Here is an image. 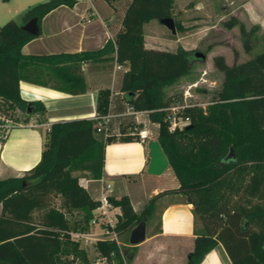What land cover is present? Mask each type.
Returning <instances> with one entry per match:
<instances>
[{
	"label": "trees",
	"instance_id": "trees-1",
	"mask_svg": "<svg viewBox=\"0 0 264 264\" xmlns=\"http://www.w3.org/2000/svg\"><path fill=\"white\" fill-rule=\"evenodd\" d=\"M75 3L46 0L29 7L20 24L8 21L0 26V98L25 113L28 102L20 97V81L75 96L86 90L82 63L114 59L126 64L122 99L132 111L146 112L149 121L158 125L157 142L178 181L176 189L151 198L138 215L126 196H109V202L120 210L115 230L124 249L121 253L114 242L98 241V256L113 264H127L123 244L130 231L154 216L157 200L179 195L192 205L200 223L186 264H200L218 243L231 264H264V35L262 52L249 60L227 65L222 56L212 58L223 80L216 96L201 107L184 103L178 93H165L189 75L196 61L193 53L144 45V25L171 18L173 0H131L114 40L101 49L38 56L21 53L36 37L22 29L25 23L36 18L40 28L48 13ZM173 21L176 32H181L180 23ZM222 26L237 27L243 50H251L255 28L247 29L233 16ZM107 96V91L102 92L98 100L101 113L106 111ZM31 105L33 112L44 110L40 103ZM174 107L178 109L172 111ZM173 118L187 124L170 130ZM111 140L99 139L89 119L50 124L39 162L21 177L0 180V264H91L69 234L89 229L99 201L91 198L79 180L102 176L104 150ZM230 150L233 158L226 159Z\"/></svg>",
	"mask_w": 264,
	"mask_h": 264
},
{
	"label": "crops",
	"instance_id": "crops-1",
	"mask_svg": "<svg viewBox=\"0 0 264 264\" xmlns=\"http://www.w3.org/2000/svg\"><path fill=\"white\" fill-rule=\"evenodd\" d=\"M79 1L76 0L72 8L60 6L44 16L38 35L21 48V53L26 56L73 54L95 51L106 42L113 41L131 0H115L111 3L107 0ZM244 3V9L255 12L264 8V0H246ZM30 4H26V9ZM144 45L147 49L173 52L158 47V43L155 46L149 45L145 32ZM115 64L114 59L82 63L81 72L86 90L84 94L75 96L50 86L20 81L21 99L28 103H40L44 108L42 112H33L34 106L32 112L27 114L0 98V123L7 128L5 135H0L3 140L0 141V180L21 177L39 162L43 137L51 123L84 118L95 124L102 117L110 115L107 139L112 140L104 150L102 176L111 185V196H126L133 212L138 215L151 198L178 187V181L169 166L157 176L146 172L149 159L147 144L157 141L158 125L149 121L146 112H134L125 104L120 85L127 65L119 64L122 69L115 70ZM118 71H122L121 74ZM106 91L107 108L101 113L97 109L98 100L101 93ZM9 110L23 113L22 123L6 116ZM142 129L149 133L144 143L137 136V131ZM103 136L97 134L102 140ZM94 184L98 187L95 188ZM81 186L89 195L91 191L96 193V196L90 195L92 199H99L100 185L96 180L83 179ZM155 208L154 216L145 221V239L141 243L129 245L128 234L127 243L123 244L129 257L127 264H186L200 229L193 216L192 205L184 203L179 195H167L157 200ZM116 210L120 212L119 208ZM156 217L157 224L153 226ZM87 247L95 250L94 246ZM95 254L97 262H107L96 251ZM200 264L231 262L223 246L218 243L203 257Z\"/></svg>",
	"mask_w": 264,
	"mask_h": 264
},
{
	"label": "rangeland",
	"instance_id": "rangeland-1",
	"mask_svg": "<svg viewBox=\"0 0 264 264\" xmlns=\"http://www.w3.org/2000/svg\"><path fill=\"white\" fill-rule=\"evenodd\" d=\"M43 1L45 0H0V26L8 21L20 24L22 15L27 10L26 6L28 5L26 4L31 2L29 5L31 7ZM230 1L232 0H173L171 18L180 23L182 31L179 33L171 34L157 21H151L144 25L149 45L155 46L158 43V47H164L166 50L175 51L177 48H182L190 53L201 52L205 56L204 61L196 60L194 62L188 76L182 77L179 82L166 88V95L178 93L182 96L184 103L205 107L216 96L223 80V74L213 66V57L222 56L227 65H232L249 60L262 52L264 8L255 12L243 8L246 0H235L233 4ZM121 4L123 3L121 2ZM232 15L236 16L247 29L255 28L250 39L251 50L248 53L243 50L238 28L227 30L222 26V23ZM121 72L118 71V74ZM5 115L22 123L23 113L9 110ZM83 179L80 178V185L83 184ZM93 186L98 187L97 184ZM90 195L96 196V193L91 191ZM55 204L58 206V200L55 201ZM77 216L78 213H74V217ZM152 223L153 226H156L157 217ZM196 223L200 228L198 220ZM80 247L86 251L91 264L107 263L96 261V250L83 245ZM123 249L121 245V253H123Z\"/></svg>",
	"mask_w": 264,
	"mask_h": 264
},
{
	"label": "built area",
	"instance_id": "built-area-1",
	"mask_svg": "<svg viewBox=\"0 0 264 264\" xmlns=\"http://www.w3.org/2000/svg\"><path fill=\"white\" fill-rule=\"evenodd\" d=\"M115 70H121L122 67L119 64H115ZM178 107L171 108L172 111H176ZM130 110H132L130 108ZM111 116L106 115L99 119L95 123L96 134L104 135V140L108 138L107 129L108 123ZM0 122L2 120L0 119ZM187 123L182 120H175L174 118L171 121L170 130H174L175 127H183ZM0 129L2 135H5L6 127L2 126L0 123ZM138 139L141 143H144L149 138V133L147 130L142 129L137 131ZM100 185L99 189V206L93 211L92 219L89 223V229L87 231H76L71 232L70 239L79 245L85 246H94L98 241H111L114 242L117 247L120 248L121 252V243L115 227L117 225L118 216L120 212H117V208L114 207L108 200L111 196V185L106 182L103 176L96 180Z\"/></svg>",
	"mask_w": 264,
	"mask_h": 264
},
{
	"label": "water",
	"instance_id": "water-1",
	"mask_svg": "<svg viewBox=\"0 0 264 264\" xmlns=\"http://www.w3.org/2000/svg\"><path fill=\"white\" fill-rule=\"evenodd\" d=\"M160 24L163 25L171 34H175V25L172 18H165L160 21ZM22 29L29 33L30 35L37 36L39 33V28L37 25V19L33 18L29 20L22 26ZM193 56L196 60L204 61L205 56L201 52H194ZM34 106L31 103L27 104L26 113L30 114ZM148 148V164L146 172L150 175H160L168 168V161L157 141H150L147 144ZM233 158V153L230 150L226 156V159ZM145 239V220H141L129 233L128 243L131 246H135L141 243Z\"/></svg>",
	"mask_w": 264,
	"mask_h": 264
}]
</instances>
